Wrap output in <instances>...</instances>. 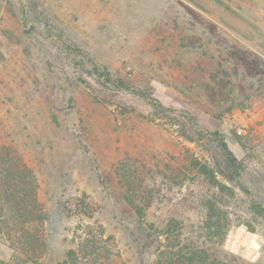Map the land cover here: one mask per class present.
Wrapping results in <instances>:
<instances>
[{"label":"rangeland","instance_id":"374dc122","mask_svg":"<svg viewBox=\"0 0 264 264\" xmlns=\"http://www.w3.org/2000/svg\"><path fill=\"white\" fill-rule=\"evenodd\" d=\"M189 116L202 140L183 136ZM19 167L33 183L19 179L23 206L1 194L0 264H153L170 217L236 264H264V0H0V188Z\"/></svg>","mask_w":264,"mask_h":264},{"label":"trees","instance_id":"16d2710c","mask_svg":"<svg viewBox=\"0 0 264 264\" xmlns=\"http://www.w3.org/2000/svg\"><path fill=\"white\" fill-rule=\"evenodd\" d=\"M106 79L112 80V75L109 71H106ZM114 80V79H113ZM114 86L120 89H130L129 85L122 81L120 78L114 80ZM149 102L152 103V106L154 109H158L157 112H175L178 113V110L165 108L163 107L160 102L155 100L150 95H144ZM187 114H185V118L187 119ZM190 124L191 129L193 130V134L187 135V133H182L183 136L189 140V141H195L198 139L204 138V133H202V130L198 127V125L194 122V117H190ZM178 123L185 125L184 121L177 120ZM204 132V131H203ZM208 131H205V134ZM212 136H215L212 138L216 141L217 149L219 151L220 156L224 160L225 168L228 172H235L237 175H239L238 171V159L234 155V153L229 149L227 142L225 141L224 137L222 135L215 131V132H209ZM191 166L193 169L197 170L198 175L204 176L208 182H210L212 185L216 186L218 189L225 191L228 189V186L224 183H222L216 176V172L209 167L208 165L204 163H200V161L197 158H193L191 161ZM20 168V167H19ZM20 170L25 173V177L23 178L20 174L19 169L17 168L16 171H12L13 173L9 172L7 175L11 177V185H7L5 188H0V200H1V194H5L6 198L13 199L14 202H16L18 205L23 206L22 203L24 202L25 198L22 196L24 195V186L20 184L19 179H23V181L28 182L29 184L33 183L32 176L28 169L26 167H23ZM178 168L171 169V172L174 173L177 171ZM8 171V170H7ZM189 173V172H187ZM185 175V173H183ZM175 176H178L175 172ZM177 181V180H176ZM184 179H182L180 184H182ZM125 200L127 203L134 209L136 215L138 218L143 220L146 218L147 214L144 210V207L141 205V201L137 200L131 193L127 192L124 195ZM1 206V205H0ZM259 205L255 203L254 208L258 209V212L260 214H263V212L259 209ZM1 208V207H0ZM25 211L27 213L25 207H21V209L18 211V213H21L22 211ZM213 211V209H212ZM24 213V214H25ZM17 214V213H16ZM47 218L46 213L42 210L38 212V220L44 221ZM216 218V211H213L209 214L208 220H207V226L206 228L209 229L213 225V221ZM185 227L181 220H179L176 217H170L167 219L164 224L161 226V229L158 233L159 236L163 237V242L159 247H157L155 251V259L153 261V264H236L234 256H230L228 253H225L224 255H219L215 251H212L211 248L204 247L202 245H199L197 242L192 241L185 235ZM90 245V241H88L87 246ZM76 255L75 250H70L67 255L66 262H73L74 256Z\"/></svg>","mask_w":264,"mask_h":264}]
</instances>
